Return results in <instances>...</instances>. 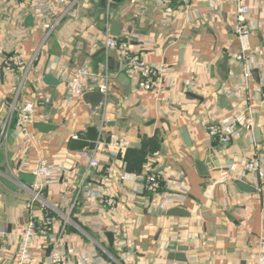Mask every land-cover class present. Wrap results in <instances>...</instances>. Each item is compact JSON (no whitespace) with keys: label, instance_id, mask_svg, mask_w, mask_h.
Returning <instances> with one entry per match:
<instances>
[{"label":"crops","instance_id":"1","mask_svg":"<svg viewBox=\"0 0 264 264\" xmlns=\"http://www.w3.org/2000/svg\"><path fill=\"white\" fill-rule=\"evenodd\" d=\"M213 1L215 8L203 0H171L167 9L163 0H81L70 8L47 0H0V227L18 230L28 217L27 188L34 180L28 185L19 174L29 175L27 168L40 160L62 161L68 174L42 197L55 230L62 216L69 218L63 240L77 254L97 252L102 264H255L258 236L264 238V110L255 112L252 132L239 126L227 143L211 142L205 130L240 114L264 92V0H241L253 31L245 91L244 65L234 59L240 52L232 31L237 1ZM114 22L117 36L111 34ZM107 31L150 64H166L168 85L140 89L117 53L105 51ZM12 54L25 63L34 58L25 74L5 64ZM81 66L93 74L108 70L105 102L95 87L69 98L67 78ZM46 75L57 83L47 84ZM23 102L36 107L35 124L53 129L43 133L33 125L26 136L10 129L2 137L9 107ZM102 127L104 140L119 134L130 147L110 156L96 150L106 168L99 173L79 154L94 149ZM253 152L262 157V178L241 175L240 162ZM230 162L237 179L212 185ZM197 163L206 166L207 176ZM146 167L158 177L155 194L139 191L136 177ZM81 189L102 192L117 209L101 203L84 210L88 195ZM169 196L174 200L160 212ZM172 210L183 214L169 215ZM126 240L132 249L122 247ZM14 248L0 242V264H9Z\"/></svg>","mask_w":264,"mask_h":264},{"label":"built area","instance_id":"2","mask_svg":"<svg viewBox=\"0 0 264 264\" xmlns=\"http://www.w3.org/2000/svg\"><path fill=\"white\" fill-rule=\"evenodd\" d=\"M28 1V0H20ZM54 1L58 6L71 7L81 0H47ZM179 4H189L192 1L200 0H176ZM208 2V6L215 8L217 3L213 0H203ZM235 19L233 26V34L239 44V54L234 58L237 63L244 65L242 90H247L250 73L248 71V60L251 48L249 38L253 31L248 24V16L250 9L241 0H236ZM162 5L169 9L171 0H163ZM105 51H115L118 56L119 64L125 74L129 77H136L139 80V88L144 91L157 90L160 86L168 85L167 75L171 73L170 68L166 64H150L147 60L130 51L128 43L118 41L116 38L106 32L103 41ZM0 46V54L4 53ZM34 62V58L24 62L21 55L12 54L6 57L5 64L23 70L25 74L29 67ZM111 80L107 69L101 74H93L87 66L77 68L72 75L67 78V92L69 98H78L87 93L91 87H95L96 91L104 97L108 96ZM240 114L229 118L224 123L212 125L206 128L205 136L211 142L227 143L230 140V135L235 134L237 128L242 126L245 130L252 132L253 116L257 110H264V92H260L257 96V101L254 104L248 105L245 103ZM36 107L29 102H23L20 105L12 104L9 107L5 121L3 122L2 137H6L7 132L13 129L15 134L26 136L27 128L35 124L34 114ZM103 127L100 128L99 137L95 143L94 149L82 151L79 158L86 162L89 170H94L99 173L105 172V164L95 155L96 150L104 151L108 156L115 154H123L129 147L130 142L126 137L112 133L107 139L102 136ZM76 137L74 136V139ZM106 159V158H105ZM233 162L228 164V167L220 170L219 175L213 180L212 185L224 184L228 180H233L235 174V165ZM262 157L257 153H252L248 159L240 162L241 175L244 177L257 176L263 177L261 171ZM27 172L34 179L30 188H27L29 197L26 203V211L28 217L21 228L15 231H8L5 226L0 227V242L12 246L14 251L10 255L9 264H102L100 254L93 252L92 254L80 255L75 250L68 249L63 240L64 230L70 222L68 217L62 216V226L60 230H55V219L49 213V205L43 199L42 193L48 190V187H53L62 177L68 174V169L62 161H46L40 160L38 163L27 168ZM234 174V175H233ZM237 176V175H236ZM139 182L140 193L155 194L159 189V181L155 172L151 167H146L140 176H137ZM237 179V178H235ZM88 195L84 210H92L96 205L101 203L108 206L112 211L117 209L116 203L112 199H106L102 192L90 193L87 189H81ZM174 200L173 196L167 197L159 211L166 209L169 200ZM122 245V244H121ZM122 247L132 249V243L129 240L123 242ZM49 250V254L46 251ZM255 264H264V238L258 236L257 240V255Z\"/></svg>","mask_w":264,"mask_h":264},{"label":"water","instance_id":"3","mask_svg":"<svg viewBox=\"0 0 264 264\" xmlns=\"http://www.w3.org/2000/svg\"><path fill=\"white\" fill-rule=\"evenodd\" d=\"M114 1L119 2L120 0H114ZM25 24H26L27 26H30V24H31V17H27V18H26V20H25ZM117 25H118V23H117V22H114V23L112 24V26H111V34H112L113 36H117V35H118V32H117ZM44 81H45L47 84H51V85L57 83V81L55 80V78H53L52 76H49V75H46V76L44 77ZM34 128L38 129L40 132H43V133H46V132H48V131H50V130L53 129L52 126H49V125H47V124H43V123H42V124H41V123L34 124ZM1 161H2V153L0 152V162H1ZM196 168H197V170H198V172H199L200 175H202V176H207V175H208V169L206 168V166H205L204 164H202V163H197V164H196ZM214 168H216V169L219 168V164H218V162H215V164H214ZM18 178H19L20 180L25 181L26 184H28V185H31L32 182H33V180H34L33 177H32L31 175L22 174V173L19 174ZM7 184H8L10 187H12V188L15 189V187H14L12 184H10L9 182H7ZM237 186H239V188H241V189H244V188H245L242 184H239V183L237 184ZM177 214H183V212H180V211H178V210H172L171 212H169V215H177ZM107 237H108V241H109V243L112 244V241H113L112 235H111V234H107ZM47 253H48V252H47Z\"/></svg>","mask_w":264,"mask_h":264}]
</instances>
